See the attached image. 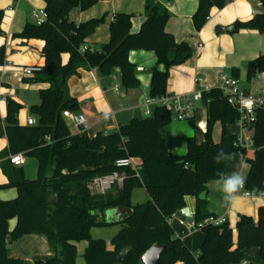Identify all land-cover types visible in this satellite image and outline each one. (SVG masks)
I'll list each match as a JSON object with an SVG mask.
<instances>
[{"label": "trees", "instance_id": "trees-1", "mask_svg": "<svg viewBox=\"0 0 264 264\" xmlns=\"http://www.w3.org/2000/svg\"><path fill=\"white\" fill-rule=\"evenodd\" d=\"M232 0H198L192 21L200 32L210 18L213 8L223 9ZM264 8V0H259ZM47 20L41 25L27 24L14 35L18 39L44 42L42 71L26 80L30 84L47 85L39 90L40 104L30 108L36 125L21 126V104L12 99L7 102L6 121L0 117V137L7 136L8 148L0 153L1 169L8 179L7 186L15 188L18 197L0 202V264H24L9 256L7 240L16 241L25 235L47 237L54 257L35 264H76L75 243L86 242V264H140L142 256L154 246L166 247L160 264H239L245 252L256 248L264 264V207L259 209L258 220L240 216L236 226L238 239L235 247L233 231L225 221L221 225L204 224L216 218L208 212L207 200L199 195L207 192V184L225 179L227 156L246 150L235 146V136L225 133L228 125H236L239 112L228 103L219 88L203 91L202 101L208 105L206 132L202 141L194 136L188 139L187 153L176 157L169 153L161 129L174 119L171 111L158 106L145 119H133L130 124H120L108 134L90 138L86 132L73 134L64 119V111L78 115L79 102L70 95L69 80L80 70L98 68L110 75L115 68L122 74L125 88L139 87L136 66L129 61L131 51L154 52L157 68L152 72L150 98L167 95L170 71L192 59L189 43H178L166 31L170 14L154 1L145 3V21L137 34H133L132 15L117 14L110 25V40L99 50L86 45V38L102 20L76 24L70 20L72 10H86L94 0H43ZM4 11L0 10V36ZM238 30H255L264 35V13L246 22L237 21ZM84 47L85 51L81 52ZM68 55L67 64L62 57ZM6 50L0 48V66L5 63ZM164 67V71L158 69ZM239 70L231 75L239 79ZM264 74V54L247 63L246 82L251 83ZM221 124L220 142L213 139L214 128ZM194 126V125H193ZM196 129V126H194ZM252 131L253 159H246L249 167L244 181L247 192L264 195V111L256 110ZM221 160L216 156L221 153ZM23 154L36 159L38 178H26L24 170L11 164L10 156ZM139 159L137 171L132 168L117 169L115 163L123 159ZM125 176L122 187L116 184L104 194L95 193L90 186L96 179L112 176L115 172ZM1 188V187H0ZM145 189L148 200L133 204L135 190ZM196 198L193 221L203 224L204 241L199 253L191 252L184 235L175 236L169 223L173 215L185 207V197ZM56 197V203L53 200ZM126 209L130 214L120 221H107L104 215L114 209ZM99 212L93 214L92 212ZM16 219L15 229L9 231V221ZM120 226L111 239L112 249L104 239H94V228ZM123 255L120 259L119 256Z\"/></svg>", "mask_w": 264, "mask_h": 264}, {"label": "crops", "instance_id": "crops-1", "mask_svg": "<svg viewBox=\"0 0 264 264\" xmlns=\"http://www.w3.org/2000/svg\"><path fill=\"white\" fill-rule=\"evenodd\" d=\"M92 7L81 10H72L70 20L76 24H84L93 20H102L94 32L86 38V45L91 50H99L102 46L110 43V25L117 14L132 15L133 34H137L145 21V3L154 1L162 4L168 10L170 18L166 25V31L172 34L178 43L187 42L193 50V57L185 64L174 67L170 71L167 84V95H192L196 90H210L219 88L220 76L222 74L231 75L232 69L239 70V81L242 89L249 94H256L264 88V74L258 75L251 83L246 82L247 63L264 54V35L255 30H238L234 33L220 32L219 29H226L237 21L246 22L255 15L264 13V8L259 0H232L223 9L213 8L210 18L201 29L196 32L192 18L198 8V0H94ZM43 0H0V10L4 11L1 28L3 35L0 36V48L6 50L5 63L0 66V117L2 122L7 117V102L12 99L21 104L19 113V124L28 126L29 119H34L30 115L31 106L25 104L24 96L19 93L18 88L35 87L38 91L47 85L30 84L26 77L21 74V69L28 66H40L45 64L42 49L44 42L40 40H25L14 37L20 34L27 24L34 23L33 13L44 11ZM69 56L62 57L63 64H67ZM129 61L136 67L147 69L150 73L137 75L139 87L127 89L122 82V74L119 68H115L110 75H103L98 68L80 70V74L73 76L69 80L70 95L79 102L80 117L85 119L83 132L90 138L97 137L98 134H108L115 131L120 124H130L133 119H145V112L150 110L154 113L157 104L152 102L146 105L150 99V85L152 72L157 68V58L154 52L131 51ZM164 71L163 66L158 67ZM40 98V96H39ZM189 114L188 121H178L173 119L169 126L161 129V135L166 141L169 153L172 156L181 157L187 153V141L196 136L202 141V134L206 132L207 111L206 102H196ZM69 127L72 122L66 119ZM196 126V129L194 126ZM75 129V128H74ZM225 133L235 136L242 144L252 143V131L243 130L238 125H228L224 129ZM72 132V131H71ZM73 134L80 133L75 129ZM223 134L221 124L214 128L213 139L220 142ZM7 136L0 137V153L8 148ZM246 153H237L226 157L225 179L214 180L207 184L206 200L208 212L216 218L223 219L230 224L233 231V241L237 245L236 226L240 216H248L255 221L258 220V212L264 207V195L255 194L250 197L244 196L238 189L231 200L225 199L223 191L224 184L232 173H239L247 177L249 167L246 159H253L255 150L252 146L245 149ZM25 164L21 167L25 169L26 178L33 179L32 171L25 157ZM3 159L0 156V202L15 200L18 192L15 188H3L7 186L8 179L1 169ZM136 165H140L139 159H134ZM139 192V193H138ZM141 201L148 200V194L144 189L135 190L133 197L137 194ZM140 201V200H138ZM137 202L136 204L143 203ZM185 207L190 214L195 215L196 198L185 197ZM130 211L122 208L108 211L104 215L107 221H120L127 217ZM189 219L180 213L175 214L171 221V226L175 236L184 235V241L189 246L191 252L198 254L204 241V233L200 230L190 231L186 222ZM193 220V219H192ZM17 225V220L9 221V231L12 232ZM101 228H94L99 230ZM94 239H103L100 236H93ZM110 240H105L107 248L112 249ZM77 249L76 264H86L84 252L87 247L86 242L75 243ZM7 250L10 257L23 261L24 264H35V261L43 262L54 257L47 237L42 235H25L16 241L7 240ZM248 256V255H247ZM250 256L254 262L248 264H261L259 252L256 249ZM249 257V256H248ZM247 257V258H248ZM142 264V263H140Z\"/></svg>", "mask_w": 264, "mask_h": 264}, {"label": "built area", "instance_id": "built-area-1", "mask_svg": "<svg viewBox=\"0 0 264 264\" xmlns=\"http://www.w3.org/2000/svg\"><path fill=\"white\" fill-rule=\"evenodd\" d=\"M34 23L37 25H41L47 20V15L45 11H35L33 13ZM85 48H81V52H84ZM93 51V50H91ZM42 71V67L40 66H28L21 69V74L26 77H32L37 73ZM220 86L219 89L225 94L224 96L227 97L228 103L236 108L239 112V119L237 120L236 125L241 127L243 130H248L253 123L255 122V113L256 110L262 109L264 111V88L256 94H249L245 92L242 87L240 81L233 77L232 75L222 74L220 76ZM203 91L209 90H196L194 94L181 96V95H173V96H162L159 99H148L146 101V105H150L152 102H155L158 106L162 108H166L172 112L174 119L178 121L188 120L189 114L193 109V105L196 102L202 101V93ZM146 116H151L152 113L150 110L145 112ZM64 119H68L72 122L73 127L78 132H83L85 127V119L80 117L79 115H75L69 111H64L63 113ZM36 119H29L28 126L36 125ZM253 144H242V141L237 140L235 142L236 147H240L246 149ZM10 162L14 166H22L25 164V158L23 154H18L14 156H10ZM115 167L117 169H124V168H132L133 170L137 171L139 169L138 165L135 164L133 158L119 160L115 163ZM125 179L124 175H121L119 172H115L112 176L96 179L93 184L90 186L92 191L95 193L104 194L107 190L111 189L112 184H116L118 187H122L123 181ZM109 180V181H107ZM244 196L250 197L255 195V193H250L245 191L244 184L242 187L239 188ZM169 219V223H171L173 217ZM225 221L219 218H209L204 221V224H213V225H221ZM187 228L192 232L195 230H200L203 227V224L197 225L193 220H188L186 222ZM175 264H184L181 261L176 262ZM239 264H248L246 261H242Z\"/></svg>", "mask_w": 264, "mask_h": 264}, {"label": "rangeland", "instance_id": "rangeland-1", "mask_svg": "<svg viewBox=\"0 0 264 264\" xmlns=\"http://www.w3.org/2000/svg\"><path fill=\"white\" fill-rule=\"evenodd\" d=\"M19 90V93L22 94L24 97V101H25V104H30L29 106L35 104V103H38L40 98H39V91L37 88L35 87H29V88H23V87H20L18 88ZM183 121H188V120H183ZM70 130L72 132H75V129L73 126H70ZM28 159V165L30 166V171H32V175H34L31 179V180H35L38 178V163L36 161V159H33V158H27ZM25 173V171H24ZM25 176H28L26 175L25 173ZM29 178V177H27ZM109 181V180H107ZM139 193V192H138ZM141 193L143 192H140V194H137L136 196H134L132 198V203L133 204H136L137 202H143L141 200L143 199H139L138 195H141ZM140 200V201H138ZM120 231V226H111V227H108V228H102V229H99V230H93V236H100L101 238L105 239V240H110V238H113L118 232ZM256 251V248H252L248 251L245 252V259L244 261H247V262H254L253 261V256H250L252 252H255ZM249 257H248V256ZM248 257V258H247Z\"/></svg>", "mask_w": 264, "mask_h": 264}, {"label": "water", "instance_id": "water-1", "mask_svg": "<svg viewBox=\"0 0 264 264\" xmlns=\"http://www.w3.org/2000/svg\"><path fill=\"white\" fill-rule=\"evenodd\" d=\"M220 32H226V33H234L237 31V28L232 25L226 29H222L220 28L219 29ZM142 73H150L149 70L147 69H143V68H139V67H136L135 68V74L138 75V74H142ZM206 198V192H203L202 194L199 195V199L200 200H205ZM56 203V197L54 198L53 200V204ZM93 214H99V212H92V215ZM180 214L191 220L193 219V216L190 214L189 212V209L187 208H184L183 210L180 211ZM166 251V247H157V246H154V247H151L141 258V261L140 263L142 264H160V260H161V256H163V253ZM123 255H120L119 256V259L122 257Z\"/></svg>", "mask_w": 264, "mask_h": 264}, {"label": "clouds", "instance_id": "clouds-1", "mask_svg": "<svg viewBox=\"0 0 264 264\" xmlns=\"http://www.w3.org/2000/svg\"><path fill=\"white\" fill-rule=\"evenodd\" d=\"M221 153L216 156L217 162L221 160ZM244 184V177L239 173H232L224 184L223 191L225 192V199L231 200L234 198L233 194Z\"/></svg>", "mask_w": 264, "mask_h": 264}]
</instances>
